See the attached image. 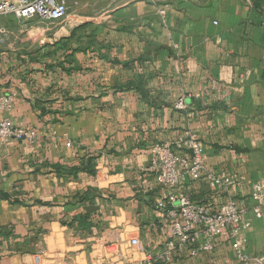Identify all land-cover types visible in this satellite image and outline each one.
I'll use <instances>...</instances> for the list:
<instances>
[{"label":"crops","instance_id":"0c3cea01","mask_svg":"<svg viewBox=\"0 0 264 264\" xmlns=\"http://www.w3.org/2000/svg\"><path fill=\"white\" fill-rule=\"evenodd\" d=\"M66 1L57 32L41 29L56 20L0 16V95L14 99L0 120L39 135L0 140V264H144L130 240L164 247L172 227L158 202L174 192L237 200L253 223L248 250L264 254L251 196L264 183V0ZM191 136L230 189L159 184L152 146ZM168 264L240 263L223 238Z\"/></svg>","mask_w":264,"mask_h":264},{"label":"built area","instance_id":"2783aa9c","mask_svg":"<svg viewBox=\"0 0 264 264\" xmlns=\"http://www.w3.org/2000/svg\"><path fill=\"white\" fill-rule=\"evenodd\" d=\"M255 0H246L252 7ZM13 14L19 19L41 18L43 20H63L69 14L66 0H0V16ZM164 14V11H162ZM2 41L6 30L0 29ZM14 99L11 95H0V112L11 110ZM178 106L183 108L184 100ZM38 133L32 128L15 126L10 118L0 120V140H19L35 143ZM71 143L68 142V145ZM184 146L186 147L185 149ZM151 164L159 184L174 191L189 181L205 179L210 187L228 190L235 181L224 171L207 170L205 166L204 145L194 136L187 142H157L151 148ZM252 213L256 218L264 217V183L253 184ZM158 208L171 221V237L157 252L146 251L138 237L130 242L135 252H145L144 264H168L177 254L196 257L211 252L220 239L231 242L235 256L240 264H264V254L248 250L246 232L253 226L247 217L248 209L237 200L230 199L220 206L194 200L188 194L172 193L168 201H159ZM39 260V256H36ZM109 264H134L132 260L121 259Z\"/></svg>","mask_w":264,"mask_h":264},{"label":"rangeland","instance_id":"374dc122","mask_svg":"<svg viewBox=\"0 0 264 264\" xmlns=\"http://www.w3.org/2000/svg\"><path fill=\"white\" fill-rule=\"evenodd\" d=\"M68 23H70V22L67 21L66 19L56 20L55 22L51 23L50 26H43V27H41V29H43V32L46 31V29H50L52 31L57 32L58 30H62L64 25L68 24ZM72 24H77V27H79L78 26L79 22H76V23L74 22ZM72 36H73L72 37L73 38V42L72 43L77 42L78 38H79L78 35H76V34L74 35V33H73ZM57 44H60L62 46L64 44L63 38H60V40L57 42Z\"/></svg>","mask_w":264,"mask_h":264},{"label":"trees","instance_id":"16d2710c","mask_svg":"<svg viewBox=\"0 0 264 264\" xmlns=\"http://www.w3.org/2000/svg\"><path fill=\"white\" fill-rule=\"evenodd\" d=\"M259 1H260V0H255V2H254V4H253V6H254V5H256V3H257V2H259Z\"/></svg>","mask_w":264,"mask_h":264}]
</instances>
